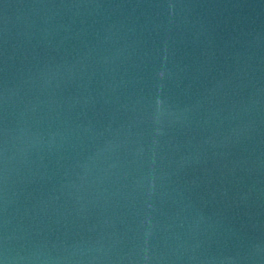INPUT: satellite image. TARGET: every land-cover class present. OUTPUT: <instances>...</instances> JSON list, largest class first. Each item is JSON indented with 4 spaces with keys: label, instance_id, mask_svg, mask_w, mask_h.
<instances>
[{
    "label": "water",
    "instance_id": "obj_1",
    "mask_svg": "<svg viewBox=\"0 0 264 264\" xmlns=\"http://www.w3.org/2000/svg\"><path fill=\"white\" fill-rule=\"evenodd\" d=\"M0 264H264V0H0Z\"/></svg>",
    "mask_w": 264,
    "mask_h": 264
}]
</instances>
